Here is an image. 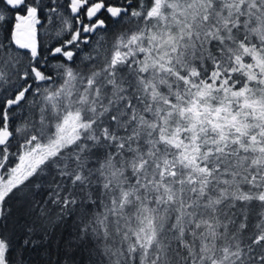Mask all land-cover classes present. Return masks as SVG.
I'll return each mask as SVG.
<instances>
[{
    "label": "snow or ice",
    "instance_id": "obj_1",
    "mask_svg": "<svg viewBox=\"0 0 264 264\" xmlns=\"http://www.w3.org/2000/svg\"><path fill=\"white\" fill-rule=\"evenodd\" d=\"M0 264H264V0H0Z\"/></svg>",
    "mask_w": 264,
    "mask_h": 264
}]
</instances>
